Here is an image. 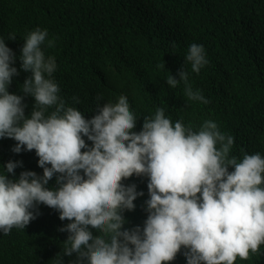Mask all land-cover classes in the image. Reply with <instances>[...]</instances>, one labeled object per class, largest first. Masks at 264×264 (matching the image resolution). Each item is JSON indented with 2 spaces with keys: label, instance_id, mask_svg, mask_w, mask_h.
I'll use <instances>...</instances> for the list:
<instances>
[{
  "label": "clouds",
  "instance_id": "9594fccd",
  "mask_svg": "<svg viewBox=\"0 0 264 264\" xmlns=\"http://www.w3.org/2000/svg\"><path fill=\"white\" fill-rule=\"evenodd\" d=\"M47 36L46 29L29 32L19 57L31 73L21 90L34 105L8 92L19 73L11 66L15 53L0 38V138L14 139L15 153L26 146L43 169L40 176L23 171L9 179L6 173L15 175L18 162L4 166L0 231L25 229L43 208L56 209L65 226L59 230L69 233L56 254L59 264H235L258 253L264 244V157L248 150L230 157L234 138L216 122L205 120L194 131L182 119L173 123L163 108L144 117L140 132L132 131L136 110L125 95L96 106L98 96L88 110L66 105L62 86L52 79L55 58L42 49ZM186 62L199 73L208 63L203 46L191 44ZM177 75L167 76L170 87L183 81L189 100L209 102L193 91L184 65ZM134 174L149 183L143 179L137 190L127 185ZM49 181L58 187L50 189ZM143 195V229H124V211L134 210Z\"/></svg>",
  "mask_w": 264,
  "mask_h": 264
},
{
  "label": "trees",
  "instance_id": "16d2710c",
  "mask_svg": "<svg viewBox=\"0 0 264 264\" xmlns=\"http://www.w3.org/2000/svg\"><path fill=\"white\" fill-rule=\"evenodd\" d=\"M36 28L47 30L42 49L46 57L55 58L52 79L62 86L66 105L88 110L98 96L102 99L96 106L116 103L125 95L130 109L136 110L132 131L140 132L144 117L163 108L173 123L182 119L194 131L205 120L216 122L222 133L234 138L230 157L243 150L264 157V0H0V38L15 53L11 66L19 73L7 90L33 105L34 97L21 90L31 73L23 71L19 57L24 39ZM10 34H15L14 40L8 39ZM49 40L53 47L47 46ZM193 43L203 46L208 60L199 73L186 62ZM183 65L188 83L207 104L189 100L183 81L175 88L167 84L171 74L179 79ZM73 81L92 85L77 86ZM16 144L0 138V173L12 161L18 166L15 175L6 173L9 179L19 178L23 171L40 176L43 169L34 163L37 155L26 146L13 152ZM143 179L147 185L149 177L134 174L127 185L135 184L137 190ZM48 186L58 187L52 181ZM145 197L138 196L135 209L124 211V229H143ZM53 210L54 214L43 208L25 229L13 227L7 235L0 231V264H59L56 254L69 233L59 230L65 226ZM235 264H264V244L248 260L237 258Z\"/></svg>",
  "mask_w": 264,
  "mask_h": 264
}]
</instances>
